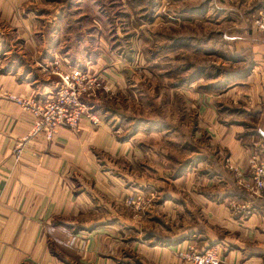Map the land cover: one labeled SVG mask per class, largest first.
I'll return each instance as SVG.
<instances>
[{
	"label": "crops",
	"instance_id": "0c3cea01",
	"mask_svg": "<svg viewBox=\"0 0 264 264\" xmlns=\"http://www.w3.org/2000/svg\"><path fill=\"white\" fill-rule=\"evenodd\" d=\"M78 2L84 12L86 1ZM189 2L182 12L190 28L219 24L206 42L218 44L209 55L219 62L205 66L188 92L199 112L196 138L205 135L208 144L192 147L186 168L175 170L164 167L163 154H148L139 131L123 139L121 129L88 120L59 129L51 142L31 139L16 159L35 117L12 97L44 96L52 61L59 58L64 71L87 63L117 87L131 62L115 45L125 37L108 35L109 15L103 20L92 9L79 19L59 11L60 3L0 0V46L25 63L8 70L0 56V264H176L187 247L217 248L224 264H264V197L251 201L249 215L230 203L243 199L230 167L247 171L254 154L264 157V33L249 26L264 0H224L213 22L206 1ZM196 9L205 10L204 23ZM26 63L32 68L24 72ZM135 192L157 201L128 207Z\"/></svg>",
	"mask_w": 264,
	"mask_h": 264
},
{
	"label": "rangeland",
	"instance_id": "374dc122",
	"mask_svg": "<svg viewBox=\"0 0 264 264\" xmlns=\"http://www.w3.org/2000/svg\"><path fill=\"white\" fill-rule=\"evenodd\" d=\"M44 1L60 3L59 11L63 9L66 16L81 19L86 15L84 12H91L93 9L95 15L103 20H106L108 15L110 20L113 19L115 25L108 35L114 33L125 37L117 40L115 45L118 51L121 47L122 51L129 55L126 56L131 62L129 73L119 87L116 85L118 80L114 82L116 86H112V77L98 73L108 83L110 91L96 92L94 97L85 98V104L103 123L107 122L121 129V138L133 137L139 131L141 140L138 139V143L146 145L148 154L158 153V157L160 153L163 154L164 167H174L175 170L186 168L192 154L191 148L196 147L197 150L208 144L205 135L201 134L196 138L199 112L189 104L188 92L194 78L203 75L205 66H215V63L219 62L218 56L209 55L219 49L218 44L209 47L206 42L220 30L219 24L213 20L218 19L219 13L225 7L224 0H193L195 6L206 1L211 13L208 19L213 22L205 26L197 23L194 28L187 24V10L182 12L188 4H192L189 0H83L86 1L82 7L84 12L79 7L78 0H43V3ZM199 10V21L204 23L205 10L195 11ZM42 12L43 9L40 10V13ZM261 13H264V9L257 13L253 10L249 14L251 30L254 16ZM72 35L74 36L75 32ZM213 40L216 41L217 38L214 37ZM0 56L6 57L8 70H12L11 67L15 65L19 67V72L25 65L22 57L13 52L9 45L0 46ZM60 65L59 58L52 61V73L48 75L51 79L45 83L46 87L41 88V92H47L44 96L41 93L37 98L33 95L25 97L39 98L41 101L53 97L60 88V77L55 74ZM86 66L87 63L85 67L77 68L89 70ZM31 68L32 65L26 63L24 72L30 71ZM213 77L215 76L211 75L209 79ZM217 78L219 77L213 80ZM201 89L205 90L202 86ZM213 90L218 91L214 88ZM22 140L18 141L15 147H18ZM237 191L243 195V199L236 200L237 203L249 200V196L238 189ZM156 201L157 196L151 205L143 206L141 210L149 209ZM249 201L253 202L254 199L250 198Z\"/></svg>",
	"mask_w": 264,
	"mask_h": 264
},
{
	"label": "built area",
	"instance_id": "2783aa9c",
	"mask_svg": "<svg viewBox=\"0 0 264 264\" xmlns=\"http://www.w3.org/2000/svg\"><path fill=\"white\" fill-rule=\"evenodd\" d=\"M253 29L264 33V13L253 18ZM60 77L59 91L44 101L33 98L12 97V100L29 111L34 117L30 133L27 134L15 148V157L20 159L25 143L32 138H43L53 141L61 128L78 130L83 120H88L95 127L100 126L102 121L91 113L85 104V98L94 97L96 92L110 91L106 80L98 73L89 70L74 68L70 71H55ZM234 171L237 189L252 199L264 197V157L254 154L249 161L247 171L230 167ZM156 200L154 193L146 194L135 192L125 200L128 207L141 210L143 206L151 205ZM234 209H242L249 215L252 210L251 202H231ZM176 264H224L221 252L217 248H209L199 251L195 247H187L177 254Z\"/></svg>",
	"mask_w": 264,
	"mask_h": 264
}]
</instances>
